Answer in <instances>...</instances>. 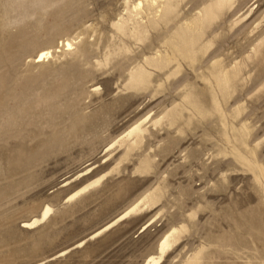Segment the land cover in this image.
I'll list each match as a JSON object with an SVG mask.
<instances>
[{"label": "rangeland", "instance_id": "obj_1", "mask_svg": "<svg viewBox=\"0 0 264 264\" xmlns=\"http://www.w3.org/2000/svg\"><path fill=\"white\" fill-rule=\"evenodd\" d=\"M124 1L0 0V264H264V0Z\"/></svg>", "mask_w": 264, "mask_h": 264}, {"label": "bare ground", "instance_id": "obj_2", "mask_svg": "<svg viewBox=\"0 0 264 264\" xmlns=\"http://www.w3.org/2000/svg\"><path fill=\"white\" fill-rule=\"evenodd\" d=\"M128 1L129 0H126V2L125 1L124 2L127 6L126 8L129 10L128 13L131 14L132 17H137L141 13H145V16H146L145 17L146 20L141 25H139V27H137V29L135 27H132V28H128L127 26L124 27L126 31H131V33L133 32V37H134V35L141 34L142 38H146L150 35V33L152 31H154V32H157L155 37L159 38L161 35L169 32L168 23L170 21L174 22L177 14L174 12H171V15H170L171 20H170V18L167 17V15L170 13L171 8H174V7L176 8L178 0H135V2L131 1V3H128ZM124 2H122V3H124ZM163 5L168 6L170 10L169 11L165 10V9L162 10ZM191 24H193V23H191ZM118 30L122 31V29L120 27H118ZM189 31L191 32L192 30H189ZM60 45H61V47L66 48V50H70L72 43L68 40H65L64 42H61ZM151 48H150V50H151ZM157 49H158V47H157ZM51 55H52V51L50 49H47V48L40 49L36 53V55L34 57V61H36V63L42 62L44 59H47V58L49 59V57H51ZM137 69L140 70L144 75H146V73L148 72L146 65H144V66L140 65V66H138ZM131 82H133V83L136 82L138 84L144 83L143 79L138 77L136 73H135V75H133L131 77ZM142 132H143V130L141 128V125H137L131 131L128 132L127 136L138 137L141 135ZM48 213H49V208L46 207L42 216H41L42 221L47 218ZM128 213H129V210L125 211L118 218H116L111 224H109L108 226H106L102 230L109 229L110 227L115 225L117 222H119L122 219H124L125 217H127ZM38 221H39V219H34L31 223H25V225L27 227H29V226L36 224ZM147 225L148 224H146L143 228H145ZM83 243H84V241L81 242L80 244H83ZM167 247H168V240L165 237L164 239L161 240V242L158 246V255L157 256H149L142 264H159V262L162 259V255H163L164 251L167 249Z\"/></svg>", "mask_w": 264, "mask_h": 264}]
</instances>
